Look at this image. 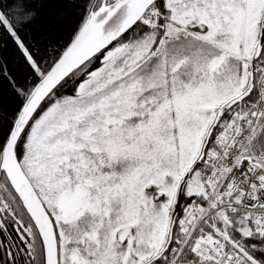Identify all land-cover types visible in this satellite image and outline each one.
<instances>
[{"label":"snow or ice","instance_id":"obj_1","mask_svg":"<svg viewBox=\"0 0 264 264\" xmlns=\"http://www.w3.org/2000/svg\"><path fill=\"white\" fill-rule=\"evenodd\" d=\"M0 122V264H264V0H85Z\"/></svg>","mask_w":264,"mask_h":264},{"label":"trees","instance_id":"obj_2","mask_svg":"<svg viewBox=\"0 0 264 264\" xmlns=\"http://www.w3.org/2000/svg\"><path fill=\"white\" fill-rule=\"evenodd\" d=\"M85 0H0V10L7 9L13 15V7L22 4L33 15L25 23L20 35L34 51L37 58L47 56L51 50L63 47L80 22ZM77 10L72 20L66 16V9ZM17 47L6 34L0 33V63H6L12 69V75L22 79L23 68L17 65ZM20 100L13 91V86L6 79H0V122L10 120Z\"/></svg>","mask_w":264,"mask_h":264},{"label":"rangeland","instance_id":"obj_3","mask_svg":"<svg viewBox=\"0 0 264 264\" xmlns=\"http://www.w3.org/2000/svg\"><path fill=\"white\" fill-rule=\"evenodd\" d=\"M64 11H66V14H67L66 16L69 18V20H72L73 18H75V16H76L75 14H76V11L77 10H74V9L69 8V10L66 9Z\"/></svg>","mask_w":264,"mask_h":264}]
</instances>
